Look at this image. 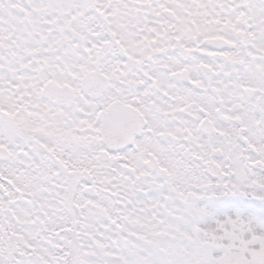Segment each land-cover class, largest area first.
<instances>
[{"label": "snow or ice", "instance_id": "obj_1", "mask_svg": "<svg viewBox=\"0 0 264 264\" xmlns=\"http://www.w3.org/2000/svg\"><path fill=\"white\" fill-rule=\"evenodd\" d=\"M5 7L0 264H264V0Z\"/></svg>", "mask_w": 264, "mask_h": 264}, {"label": "rangeland", "instance_id": "obj_2", "mask_svg": "<svg viewBox=\"0 0 264 264\" xmlns=\"http://www.w3.org/2000/svg\"><path fill=\"white\" fill-rule=\"evenodd\" d=\"M15 13L16 12L13 10V8H10V7H5L2 11H0V15H2V18L4 20V24L2 25L3 28L8 29L13 24L17 23V21L15 19ZM105 223H106V221H105ZM30 225H27L26 227H20V228L16 229V231L21 232V234L27 238L31 235V230L34 228V225L33 226H30ZM97 227H99V226L97 225ZM99 230L104 231V228L101 227V228H99ZM35 239L39 240L42 247H44V248L50 247V245L46 241L40 239L39 235H37L35 237ZM105 259H107V257Z\"/></svg>", "mask_w": 264, "mask_h": 264}, {"label": "flooded vegetation", "instance_id": "obj_3", "mask_svg": "<svg viewBox=\"0 0 264 264\" xmlns=\"http://www.w3.org/2000/svg\"><path fill=\"white\" fill-rule=\"evenodd\" d=\"M13 75H16V74H13ZM18 203L21 204V206L23 207V202H19L18 201ZM28 211L31 212V209H28ZM17 214L20 215L25 222L24 223H16V221L13 220L12 223H13V226H14L15 230L20 228V227H26L27 225H30V223H27V221H29V220L34 218L33 215L24 216L23 212H18ZM38 214L39 213H37V215ZM30 226H33V225L31 224Z\"/></svg>", "mask_w": 264, "mask_h": 264}, {"label": "trees", "instance_id": "obj_4", "mask_svg": "<svg viewBox=\"0 0 264 264\" xmlns=\"http://www.w3.org/2000/svg\"><path fill=\"white\" fill-rule=\"evenodd\" d=\"M8 13V12H7Z\"/></svg>", "mask_w": 264, "mask_h": 264}]
</instances>
